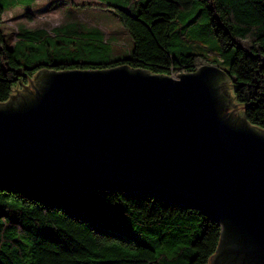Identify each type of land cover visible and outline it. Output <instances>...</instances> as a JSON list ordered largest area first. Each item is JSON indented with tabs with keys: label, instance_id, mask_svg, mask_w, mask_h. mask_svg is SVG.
<instances>
[{
	"label": "water",
	"instance_id": "95a60500",
	"mask_svg": "<svg viewBox=\"0 0 264 264\" xmlns=\"http://www.w3.org/2000/svg\"><path fill=\"white\" fill-rule=\"evenodd\" d=\"M41 69L0 103V185L77 198L117 191L221 227L208 264H264V130L227 70Z\"/></svg>",
	"mask_w": 264,
	"mask_h": 264
},
{
	"label": "trees",
	"instance_id": "16d2710c",
	"mask_svg": "<svg viewBox=\"0 0 264 264\" xmlns=\"http://www.w3.org/2000/svg\"><path fill=\"white\" fill-rule=\"evenodd\" d=\"M7 1L16 5L22 0ZM199 3L208 12V34L218 43L189 45L176 26L179 14ZM9 6L0 0V24ZM108 6L133 37L128 57L76 63L50 58L23 66L16 48L28 32L21 37L18 29L17 46L11 48L0 28V103L44 68L128 64L171 76L208 63L229 72L235 101L248 121L264 130V0H128ZM215 47L234 48L224 58L227 67L209 58ZM220 237V225L201 211L150 196L96 190L73 198L0 185V264H208Z\"/></svg>",
	"mask_w": 264,
	"mask_h": 264
},
{
	"label": "rangeland",
	"instance_id": "374dc122",
	"mask_svg": "<svg viewBox=\"0 0 264 264\" xmlns=\"http://www.w3.org/2000/svg\"><path fill=\"white\" fill-rule=\"evenodd\" d=\"M127 1L22 0L14 5L5 0L10 6L3 15L0 28L11 48L17 46L18 29H22L21 37L28 32L24 35L29 38L16 48L17 58L23 66L45 64L50 58L59 63L112 61L128 57L134 40L114 8L108 5H126ZM129 1L141 4L145 0ZM203 7L199 3L178 16L176 26L187 34L189 45L200 46L205 40L211 45L219 42L218 37L208 34L211 27L207 24L208 12L201 10ZM194 16L197 20L191 22ZM215 49L209 58L216 57L220 65L227 67L224 58L234 48Z\"/></svg>",
	"mask_w": 264,
	"mask_h": 264
},
{
	"label": "built area",
	"instance_id": "2783aa9c",
	"mask_svg": "<svg viewBox=\"0 0 264 264\" xmlns=\"http://www.w3.org/2000/svg\"><path fill=\"white\" fill-rule=\"evenodd\" d=\"M171 76L175 77V78H178V75L176 73H173Z\"/></svg>",
	"mask_w": 264,
	"mask_h": 264
},
{
	"label": "flooded vegetation",
	"instance_id": "af4514ba",
	"mask_svg": "<svg viewBox=\"0 0 264 264\" xmlns=\"http://www.w3.org/2000/svg\"><path fill=\"white\" fill-rule=\"evenodd\" d=\"M20 85H24V83H20L19 86H20ZM26 85H27V84H26ZM24 86H25V85H24Z\"/></svg>",
	"mask_w": 264,
	"mask_h": 264
}]
</instances>
